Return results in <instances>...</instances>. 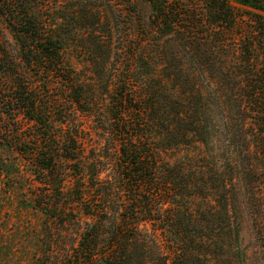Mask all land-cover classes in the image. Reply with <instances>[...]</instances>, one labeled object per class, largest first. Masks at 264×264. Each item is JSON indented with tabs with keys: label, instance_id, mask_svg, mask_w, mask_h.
Masks as SVG:
<instances>
[{
	"label": "trees",
	"instance_id": "16d2710c",
	"mask_svg": "<svg viewBox=\"0 0 264 264\" xmlns=\"http://www.w3.org/2000/svg\"><path fill=\"white\" fill-rule=\"evenodd\" d=\"M238 2L0 0L36 264H264V0Z\"/></svg>",
	"mask_w": 264,
	"mask_h": 264
},
{
	"label": "rangeland",
	"instance_id": "374dc122",
	"mask_svg": "<svg viewBox=\"0 0 264 264\" xmlns=\"http://www.w3.org/2000/svg\"><path fill=\"white\" fill-rule=\"evenodd\" d=\"M17 157L0 146V264H36L46 218L29 198L36 184Z\"/></svg>",
	"mask_w": 264,
	"mask_h": 264
}]
</instances>
